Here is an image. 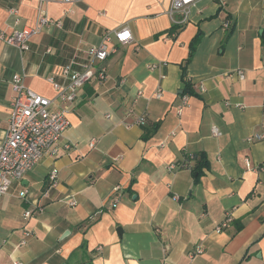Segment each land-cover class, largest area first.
<instances>
[{"label":"crops","instance_id":"obj_1","mask_svg":"<svg viewBox=\"0 0 264 264\" xmlns=\"http://www.w3.org/2000/svg\"><path fill=\"white\" fill-rule=\"evenodd\" d=\"M171 5L0 0L5 34L35 27L38 9L61 22L35 30L24 51L0 39V141L12 74L60 107L49 78L64 82L69 63L81 70L104 31L126 24L132 34L105 59L107 78L90 79L65 103L60 153L43 155L0 198V264H264V138L246 140L264 134V0H195L186 13ZM183 73L193 94L178 112ZM138 115L142 124L122 123ZM200 152L207 165L195 181ZM181 161L189 167L167 168ZM52 168L57 184L44 196ZM22 189L32 204L21 200ZM35 204L41 211L25 218ZM226 212L232 221L216 231Z\"/></svg>","mask_w":264,"mask_h":264},{"label":"built area","instance_id":"obj_2","mask_svg":"<svg viewBox=\"0 0 264 264\" xmlns=\"http://www.w3.org/2000/svg\"><path fill=\"white\" fill-rule=\"evenodd\" d=\"M64 2H73L76 0H63ZM195 0H172L171 11L179 10L184 13L187 12V6ZM185 20V18L183 19ZM54 24L60 26V20H52L47 17L42 9H38L36 26H23L14 29L10 34H5L0 30V39L5 43L18 48L20 51L29 48V39L31 34L46 24ZM132 40V34L126 24L121 25L117 29L106 30L101 34L100 40L97 44L88 47L87 57L88 61L83 65L81 70H76L71 67V64L63 66L61 73L64 82H57L53 78H49L53 87L56 90L55 99L62 102L64 105L52 108L55 100L40 95L32 89L25 86L21 74H12L10 83L14 92L11 99L9 116L7 120L6 135L0 141V198L5 195L14 181L20 180L30 171L41 157L45 154L50 156H57L60 153L59 141L63 131L69 126L67 118V107L65 103L72 102L77 96V91L90 79L97 77L99 80L107 78V70L104 65L105 59L111 52H114L116 45L125 44ZM109 43H114V47H110ZM239 79L244 78L243 70L235 72ZM155 98H160L162 95V88L159 86L154 92ZM142 96V90L138 89L134 101ZM188 93L180 95V104L176 106L177 111L180 112L183 106L187 104ZM240 106V104H238ZM133 108L129 107L125 111L124 116H132ZM110 117V114H105ZM145 120L143 115H138L134 120L122 123L125 126L134 124H142ZM212 134L220 135V130L213 126L211 128ZM264 138V134H252L247 136L246 140L249 142ZM96 144L95 139L88 142L89 148H94ZM64 148L69 149L70 145H64ZM246 163H248L246 159ZM249 164V163H248ZM189 167L186 161L170 163L167 168L175 170L177 168ZM258 171L261 168H257ZM57 184V169L52 168L47 174V186L43 191L44 196L49 195L51 188ZM29 191L22 189L19 192L21 200L25 202H32L29 200ZM74 204V200L70 201ZM36 210L41 211V207L35 204L33 208H27L23 212L25 218H29ZM232 221L230 212H226L223 220H221L215 227L216 231H221ZM31 232L24 229L23 235L29 236ZM21 243H24L22 240ZM99 250L100 247H97ZM202 251L200 246L189 252L188 257L193 259L194 256ZM14 264H22L15 261ZM169 264V263H165Z\"/></svg>","mask_w":264,"mask_h":264},{"label":"trees","instance_id":"obj_3","mask_svg":"<svg viewBox=\"0 0 264 264\" xmlns=\"http://www.w3.org/2000/svg\"><path fill=\"white\" fill-rule=\"evenodd\" d=\"M194 43L191 45L190 48V54H192L193 48H194ZM183 81H184V87L181 91L182 93H188L189 95L193 94V91L191 89V85L189 84V81L187 80L186 76L183 73ZM196 157V163L193 167V173L195 174V181L197 180V176L200 174L202 167L207 165V160L204 152H200L198 154H195ZM91 258L87 259L86 261L80 262L79 264H90Z\"/></svg>","mask_w":264,"mask_h":264}]
</instances>
